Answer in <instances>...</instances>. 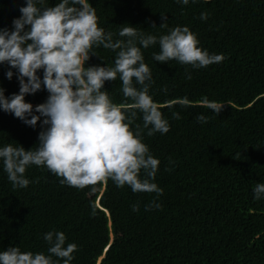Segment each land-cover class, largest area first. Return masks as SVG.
I'll return each instance as SVG.
<instances>
[{"label":"trees","instance_id":"obj_1","mask_svg":"<svg viewBox=\"0 0 264 264\" xmlns=\"http://www.w3.org/2000/svg\"><path fill=\"white\" fill-rule=\"evenodd\" d=\"M59 2L45 0L43 7ZM89 2L99 27L111 32L114 41L129 39L119 36L124 26L158 38L171 28L187 26L199 47L225 59L199 69L175 60L162 64L153 58L160 52L158 42L144 49L137 40L152 73L149 95L170 127L166 134L142 132L150 154L160 161L153 182L163 194L134 193L110 179L94 191L77 189L36 165L26 169L28 187L14 189L0 158V252L19 247L47 255L44 235L57 231L65 233L66 244L77 245L71 264H98L100 257L99 264H264V196L256 200L254 192L255 185L264 183V0ZM23 6L26 0H0V30H14ZM204 12L209 13L206 21L200 19ZM164 23L167 28L161 27ZM118 51L94 45L95 55L90 53L85 67H114ZM8 71L13 72L11 80ZM43 72H37L41 80ZM18 76V69L0 64V88L6 97L19 94ZM102 90L117 105L131 103L123 96L119 76L106 81ZM48 96L42 85L25 102L40 115L35 106ZM204 97L225 104L219 115L200 106ZM185 98L190 106L181 104ZM201 114L207 123L197 122ZM43 119L33 128L0 107V148H36L46 127ZM136 125L143 128L139 111L131 125L134 132ZM153 201L162 207L146 211ZM136 204L138 212L133 211ZM52 259L63 264L61 258Z\"/></svg>","mask_w":264,"mask_h":264},{"label":"clouds","instance_id":"obj_2","mask_svg":"<svg viewBox=\"0 0 264 264\" xmlns=\"http://www.w3.org/2000/svg\"><path fill=\"white\" fill-rule=\"evenodd\" d=\"M177 2L189 4V0ZM44 3L45 0H26V6L20 8L22 15L13 21L14 30H0V64L7 62L18 69L20 84L19 94L11 98L0 88V107L33 128L44 117L42 127L46 126L33 150L11 144L0 148L8 180L14 189L26 188L30 184L26 169L31 165L46 166L62 178L61 184L77 189L92 187L94 191L97 184L110 179L120 188L127 185L134 193H155L158 198L163 189L153 181L160 161L150 154L142 132L147 129L148 136L166 134L170 127L160 106L149 95L152 73L137 40L144 49L158 42L160 52L153 53V58L162 64L175 60L199 69L221 63L225 56L210 55L199 47L197 36L187 26L171 28L159 38L144 35L131 25L124 26L119 36L129 39L114 41L111 32L106 34L99 27L96 9L89 0H61L52 7H43ZM208 18V12L201 13V20ZM161 19L166 21L167 16L161 15ZM26 26H30L27 31ZM161 27L167 28L168 24ZM94 45L119 50L114 67H85L90 56L95 55ZM40 69L44 70L43 80L37 75ZM6 75L11 80L13 72ZM118 76L123 96L131 103L117 105L102 90L106 81H115ZM187 78L191 79L190 74ZM134 80L142 87L134 86ZM42 85L49 96L45 103L35 106L40 115H34L33 105L25 102V96L37 93ZM198 103L218 115L225 105L207 97ZM181 104L190 106L187 98ZM138 111L142 113L143 128L136 125L134 132L131 125ZM173 118L181 117L173 113ZM196 120L207 123L208 117L201 114ZM254 192L255 199L260 200L264 183L255 185ZM152 207L160 209L162 205L153 201L145 210ZM133 211H139L138 204L133 205ZM44 240L49 246L47 255L10 247L0 252V264H57L53 256L61 258L63 264H71L77 245L66 244L64 232L50 231Z\"/></svg>","mask_w":264,"mask_h":264},{"label":"water","instance_id":"obj_3","mask_svg":"<svg viewBox=\"0 0 264 264\" xmlns=\"http://www.w3.org/2000/svg\"><path fill=\"white\" fill-rule=\"evenodd\" d=\"M100 259H101V257L99 258L98 264H99V262H100Z\"/></svg>","mask_w":264,"mask_h":264}]
</instances>
